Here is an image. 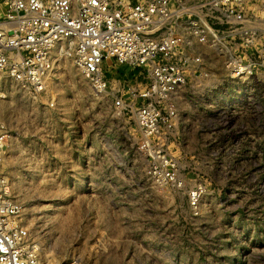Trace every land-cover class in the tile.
Masks as SVG:
<instances>
[{
  "label": "rangeland",
  "instance_id": "1",
  "mask_svg": "<svg viewBox=\"0 0 264 264\" xmlns=\"http://www.w3.org/2000/svg\"><path fill=\"white\" fill-rule=\"evenodd\" d=\"M104 69L114 95L96 94L61 55L37 97L0 74L4 173L43 257L264 264V82L232 79L220 60L211 79L180 90L169 137L186 184L177 190L149 177L134 114L114 105L144 72L114 59ZM197 183L207 189L195 214L187 191Z\"/></svg>",
  "mask_w": 264,
  "mask_h": 264
},
{
  "label": "built area",
  "instance_id": "2",
  "mask_svg": "<svg viewBox=\"0 0 264 264\" xmlns=\"http://www.w3.org/2000/svg\"><path fill=\"white\" fill-rule=\"evenodd\" d=\"M56 50L96 94L120 91L104 69L108 60L144 72L145 83L129 86L130 100L115 95L114 105L134 114L149 177L181 190L185 179L169 151L180 90L211 79L220 60L228 77L264 82V0H0V74L37 97L47 90ZM7 137L0 121V264H93L43 257L4 173ZM206 189L197 183L187 191L195 214Z\"/></svg>",
  "mask_w": 264,
  "mask_h": 264
},
{
  "label": "bare ground",
  "instance_id": "3",
  "mask_svg": "<svg viewBox=\"0 0 264 264\" xmlns=\"http://www.w3.org/2000/svg\"><path fill=\"white\" fill-rule=\"evenodd\" d=\"M60 55V52L58 51V50H56V51H54V54H53V69H54V66H55V58H56V56H59ZM53 69H52V71H53ZM51 71V72H52ZM51 74V73H50ZM50 74H49V76H50ZM49 78V77H48ZM29 225V227L32 229V227H31V225L30 224H28Z\"/></svg>",
  "mask_w": 264,
  "mask_h": 264
},
{
  "label": "crops",
  "instance_id": "4",
  "mask_svg": "<svg viewBox=\"0 0 264 264\" xmlns=\"http://www.w3.org/2000/svg\"><path fill=\"white\" fill-rule=\"evenodd\" d=\"M110 60L107 61V63L109 62ZM135 68H133L134 70ZM134 77H137L136 73L133 74ZM111 83V82H110ZM120 88L116 89L115 91L119 90ZM121 90V89H120Z\"/></svg>",
  "mask_w": 264,
  "mask_h": 264
}]
</instances>
